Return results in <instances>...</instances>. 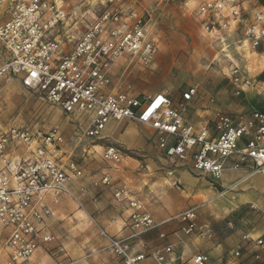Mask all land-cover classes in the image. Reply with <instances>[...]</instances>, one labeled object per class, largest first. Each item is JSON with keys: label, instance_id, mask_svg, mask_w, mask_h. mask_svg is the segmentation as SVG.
<instances>
[{"label": "built area", "instance_id": "2783aa9c", "mask_svg": "<svg viewBox=\"0 0 264 264\" xmlns=\"http://www.w3.org/2000/svg\"><path fill=\"white\" fill-rule=\"evenodd\" d=\"M64 1L0 0V9L8 12L7 17L0 14V93L5 80H19L23 87L78 121L80 139H100L113 121H133L154 130L157 147L165 157L174 163L189 161L199 174L220 179L227 170L250 168L264 175V67L257 72L253 63L255 59L264 63V0H185L186 5H195L203 30L225 44L222 51L229 62L225 75L234 96L254 92L258 97L241 112H218L212 124L190 120L202 95L216 101L199 86L187 87L178 98L168 91L135 95L131 86L121 91L112 87V73L119 62L140 67L154 63L158 45L149 38L145 12L134 8L105 10L79 37L69 40L72 44L68 46L55 35L68 18ZM232 34L237 35L241 58L228 50L225 40ZM65 143V135L58 129L43 132L15 124L0 126V257L6 258V264H23L53 240L50 223L62 197L84 209L72 187L85 176L84 169L63 152ZM102 157L119 164L124 153L107 145ZM110 182L107 175L101 180L102 184ZM79 191L86 193L87 188L82 186ZM113 197L117 204L132 209L131 234L115 237L91 218L107 240L106 248L122 264H141L147 258L154 264H170L167 254L173 251L172 245L150 250L142 245L144 250L134 251V240L161 225L142 200L127 183L115 186ZM175 219L180 224L173 231L178 242H184L185 237L208 241L216 237L213 227L199 219L198 207L181 212ZM168 236L159 234L162 240ZM242 240L253 246L251 264H264V237L245 233ZM244 250L237 247L234 257L244 258ZM179 264L215 262L200 252Z\"/></svg>", "mask_w": 264, "mask_h": 264}, {"label": "rangeland", "instance_id": "374dc122", "mask_svg": "<svg viewBox=\"0 0 264 264\" xmlns=\"http://www.w3.org/2000/svg\"><path fill=\"white\" fill-rule=\"evenodd\" d=\"M64 7L68 18L64 25L56 29L55 35L67 42L68 46L72 44L68 42L69 40L79 37L87 26L105 10L134 8L146 13L149 22V38L154 39L158 45L154 63L151 67H140L128 66L124 62H119L112 73V87L118 91L131 86L135 95L150 94L162 90L168 91L178 98L187 87L198 85L201 92L207 91L216 97V101L212 103L207 95H202L199 100L204 106L213 104L215 108L221 104V101L228 99L229 102L242 100L245 103L248 102V99L250 101L258 100L254 92H247L251 93L248 99H246L247 97L234 96L233 87L225 75L229 65L228 59L222 51L225 44L217 36L210 35L203 30L201 17L192 3L186 5L185 0L174 2L163 0H65ZM0 14L3 17L8 16V12L3 13V9H0ZM236 40L237 35L232 34L226 38L225 42L230 45L229 52L233 56L241 58L237 51ZM253 63L258 65L255 60ZM257 72H260L259 68H257ZM1 87L0 126L8 127L15 124L28 127L33 131L45 132L51 129L62 131L66 138L64 149L69 153L73 152V157L84 168L87 181H90L91 176L110 168L109 164L101 157V146L117 143L121 146L124 157L131 158L134 163L139 165L130 168V170L134 169L133 171L140 172V170L146 169L150 173L149 178L144 176L147 179L145 184L137 183L136 173L127 177L131 184L140 185L135 191L138 194L144 192L147 198L143 195L140 197L146 201L148 206V203H156L151 196L154 191L150 189L147 191L141 185L157 187L158 182H161L167 187L169 184L170 174L167 167L170 165L168 163L157 166L155 158L151 155L149 158L152 162L145 161L148 157L146 154H149L146 147L154 143L155 138L151 137V132L144 126L133 121H126L119 126L120 129L115 132L108 130L100 139L94 141L80 139L81 124L68 117L58 107L47 102L39 93L26 89L17 79L5 80ZM128 132L135 134L137 132L143 139L149 137L147 146L134 145L131 148L126 146L124 142H121L123 141L121 134L125 133L126 135ZM149 164H151L150 168L146 167ZM215 181H220V179H215ZM177 186L180 184L173 187L177 189ZM164 191L168 190L164 189ZM177 191L181 190L178 188ZM84 204L87 211L90 212L87 200ZM249 211H251L250 214H248ZM198 213L201 221L209 223L213 227L216 237L207 243L215 244V247L218 244L222 245L223 262L226 264L231 259L237 264H244L241 259H236L232 254L233 250L242 244H237L236 241L227 240V238L234 232L252 229L257 222L253 220L255 218L257 220L262 211L259 208L253 210L249 207L246 210L241 209L221 215L208 201L204 207H200ZM59 222L55 239L44 249L46 259L44 264H99L101 261L103 264H121L111 252L98 253L97 250L102 249L98 248L100 244L96 240L98 235L89 219L85 215L80 216L75 204L69 209L67 217ZM229 223H232V226Z\"/></svg>", "mask_w": 264, "mask_h": 264}, {"label": "crops", "instance_id": "0c3cea01", "mask_svg": "<svg viewBox=\"0 0 264 264\" xmlns=\"http://www.w3.org/2000/svg\"><path fill=\"white\" fill-rule=\"evenodd\" d=\"M255 62L258 63V65L254 63L256 65V68H259L261 71L264 67L263 61H261L260 59H255ZM206 92L207 91H204V93ZM249 95H251V93H246L242 97H247L246 99H248ZM252 102L253 101H250L249 99L246 103L242 100H238V102H229L228 99L227 101H221V104L214 108L213 104L204 106V104L198 98V101L195 103L192 109L190 120L192 122H205L212 124L216 117V114L221 110L229 112H241L248 109ZM124 122L126 121L120 123L113 121L106 131L111 130V132H115L117 129H120L119 126L121 124H124ZM142 126H144L146 130H149L151 132V137L153 136L155 138L154 143L147 146V139L149 137L143 139L137 132L136 134L134 132H128L126 133V135L125 133L121 134L123 140L121 142H124V144L129 148L133 147L134 145H139L141 147L146 145L149 153L146 154L148 156L145 159L146 162H152L151 158H149V155H151L155 158L157 166L160 164L164 165L168 163V165L172 167H167L169 168L168 173L170 174L168 179L169 184L167 185V187L166 184L161 182H158L157 187H152V185H147V187H145V185H141L142 187L146 188L145 190L147 191H149V189L154 191L153 195L151 196L152 199L156 201V203H148V206L147 203H145L146 201L142 200L140 197L142 195L146 197L144 192L143 194H138L135 191V189L140 185H137L136 183L131 184L127 178L133 176L134 173H136V179L138 180L137 183L143 182L145 184V182H147V179L144 176H147L149 178L150 173L146 169H142L140 170V172H135L133 171L134 169L130 170V168L138 167L139 165L134 163L132 159L128 157H124L122 162L119 164L105 161L102 157V152L103 147L107 145L101 146V157L105 162L109 164V170H103L102 172L91 176L90 181H87L85 175L83 178L77 179L73 182L72 187L78 192L79 198L84 205V209L79 208L78 204L69 197H62L60 204L54 207L55 216L50 223V232L53 235V240L57 235V229L60 223L59 221L64 217H67L69 209L71 208V206H73V204H75L77 206V209L79 210L80 216L85 215V217L89 219L90 223L96 231V234L98 235L96 237V240H98L100 243L98 248H102L100 250H97L98 253L106 251L113 253L111 250L106 248L107 240L101 236L91 218H95L99 225H101L110 235L118 238L129 236L131 234L129 225L132 209L126 205L117 204L113 197V188L115 186L121 185L122 183H127L132 189L135 196L138 197V199L142 200L147 210L154 216L155 220L161 224L158 228L145 234L140 239L134 240V251L136 253L144 250L142 248V245H145L146 249L148 250L155 247L162 248L167 245H172L173 251L167 254L170 264H179L181 260L190 258L194 254L200 252L208 254L215 262V264H225L223 262V250L221 249V244H218V246L215 247V244H208L210 241L203 240L197 237H185L184 242H178L177 239L173 236V231L177 230L180 225L179 221H176L175 217L178 213L193 206L198 207L199 210L200 207H204L206 205V202L208 201L212 203L214 209L221 215H226L229 212H236L241 209L246 210L253 205V207L259 208L262 211L260 217L257 220L256 218L255 220H253L257 221L256 224H254L253 228L242 232H234L227 238V240L236 241L237 244H242L241 246L244 247L246 256L244 258H241V261H243L244 264H251L252 259L250 257V251L252 252L254 249L252 244L247 245L242 240V237L245 233H249L253 238L264 237V175L260 173H254L250 168L227 170L223 173L220 181H215V179L211 178L208 175L199 174L194 171L191 167V162L189 161L184 164H180L174 163L170 159L165 157L157 147V137L154 134V130L145 125ZM110 145L122 150L121 146L117 143H110ZM63 152L73 156V152L69 153L64 149V147ZM150 165L151 164L146 165V167H149ZM106 175L110 176L111 178L110 184L101 183L102 178ZM97 181L100 183L99 186L94 185V182ZM178 183L180 184V186H177V189L179 188L181 191H177V189L173 187L174 185H178ZM162 185L164 186L161 187ZM82 186L87 188L86 193H82L79 191L80 187ZM164 189H167L168 191L166 192L164 191ZM86 200L88 202L87 207L90 209V212L87 211L84 204ZM250 213L251 211L248 212V214ZM161 232L168 234V238L164 240L160 239L159 234ZM50 243L42 245V247H40L29 259L30 261L28 260L29 263H26V261L23 264H44L46 262L44 249H46ZM233 253L234 252H232V254ZM114 256L117 257L115 254ZM118 260L120 261L119 258ZM0 261V264H6V258L0 257ZM232 261L230 259V261H228L226 264H237ZM99 264H103L102 261ZM141 264H154V261L152 258H147L146 260L142 261Z\"/></svg>", "mask_w": 264, "mask_h": 264}, {"label": "bare ground", "instance_id": "6f19581e", "mask_svg": "<svg viewBox=\"0 0 264 264\" xmlns=\"http://www.w3.org/2000/svg\"><path fill=\"white\" fill-rule=\"evenodd\" d=\"M225 197V196H224Z\"/></svg>", "mask_w": 264, "mask_h": 264}]
</instances>
